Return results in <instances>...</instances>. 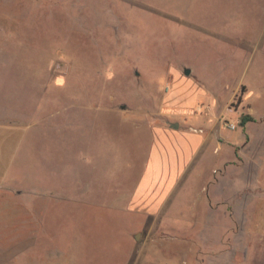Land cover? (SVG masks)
Returning a JSON list of instances; mask_svg holds the SVG:
<instances>
[{"label":"rangeland","instance_id":"rangeland-1","mask_svg":"<svg viewBox=\"0 0 264 264\" xmlns=\"http://www.w3.org/2000/svg\"><path fill=\"white\" fill-rule=\"evenodd\" d=\"M175 76L238 89L224 137L242 113L264 126V0H0V264H264V223L231 218L230 250L205 253L190 173L160 214L127 208L147 143L125 120L165 119Z\"/></svg>","mask_w":264,"mask_h":264},{"label":"crops","instance_id":"crops-1","mask_svg":"<svg viewBox=\"0 0 264 264\" xmlns=\"http://www.w3.org/2000/svg\"><path fill=\"white\" fill-rule=\"evenodd\" d=\"M237 91L235 89L219 103L220 98H216L213 89L205 90L193 79L175 76L173 87L164 96L165 119L138 123L131 119L125 120L130 129L141 127L146 130L147 143L146 168L138 179V187L126 202L127 208L130 212L138 211L150 217L160 214L166 207L164 203L169 195L172 192L175 194L177 189H184L186 177L190 173L201 182L205 194L204 199L200 198L201 195L196 199L194 222L204 221V233H213L214 246L207 247L205 252L212 256L230 250L223 246L224 233L229 230L223 223H229L231 218L236 222H253L260 228L264 223V175L261 174L264 166V126H256L254 134H249L248 128L258 124L259 118L248 112L242 114H250L254 119L244 125V134L237 139L224 137L219 132L218 124L224 118L225 110L230 108L229 104ZM203 95H215V98H207L205 110L199 112ZM241 103L234 107L238 109ZM211 107L217 108L216 115L209 114ZM195 110L198 112H192ZM187 115L195 119H208L209 123L205 126L187 124ZM261 115L262 120L264 113ZM240 120L241 117H238L239 123ZM189 126L202 128L204 132L193 131ZM118 131L123 133L126 129L120 126ZM212 160L217 161V167L207 166ZM247 190L254 192L249 199ZM247 209L253 216L247 218ZM218 224H222L221 227ZM197 264L235 263L215 259Z\"/></svg>","mask_w":264,"mask_h":264},{"label":"trees","instance_id":"trees-1","mask_svg":"<svg viewBox=\"0 0 264 264\" xmlns=\"http://www.w3.org/2000/svg\"><path fill=\"white\" fill-rule=\"evenodd\" d=\"M254 118L250 114H244L241 116L240 124L245 125L247 122L252 121Z\"/></svg>","mask_w":264,"mask_h":264},{"label":"built area","instance_id":"built-area-1","mask_svg":"<svg viewBox=\"0 0 264 264\" xmlns=\"http://www.w3.org/2000/svg\"><path fill=\"white\" fill-rule=\"evenodd\" d=\"M229 127L234 129L236 127V124L235 123H229ZM191 129L193 131H196V132H204V130L202 128L191 127Z\"/></svg>","mask_w":264,"mask_h":264},{"label":"water","instance_id":"water-1","mask_svg":"<svg viewBox=\"0 0 264 264\" xmlns=\"http://www.w3.org/2000/svg\"><path fill=\"white\" fill-rule=\"evenodd\" d=\"M190 71H191V70H190L189 68H185V74L188 75V74L190 73ZM174 126L177 127L178 124H174Z\"/></svg>","mask_w":264,"mask_h":264}]
</instances>
